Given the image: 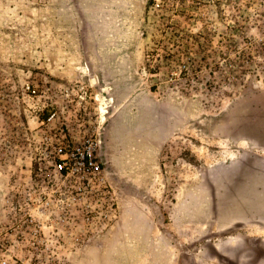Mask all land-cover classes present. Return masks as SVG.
Instances as JSON below:
<instances>
[{
	"label": "rangeland",
	"instance_id": "obj_1",
	"mask_svg": "<svg viewBox=\"0 0 264 264\" xmlns=\"http://www.w3.org/2000/svg\"><path fill=\"white\" fill-rule=\"evenodd\" d=\"M54 111L98 130L118 217L9 264H264V0H0V232Z\"/></svg>",
	"mask_w": 264,
	"mask_h": 264
},
{
	"label": "built area",
	"instance_id": "obj_2",
	"mask_svg": "<svg viewBox=\"0 0 264 264\" xmlns=\"http://www.w3.org/2000/svg\"><path fill=\"white\" fill-rule=\"evenodd\" d=\"M184 69L183 64L179 72ZM25 89L36 93L32 84ZM45 122L60 124L42 136L46 165L41 172L46 189L31 196L24 207L11 209L9 225L0 232V264L10 263L11 256L5 254L18 240L26 241L28 247H48L49 238L50 247L78 248L118 217V197L101 158L98 130L77 139L55 111Z\"/></svg>",
	"mask_w": 264,
	"mask_h": 264
},
{
	"label": "water",
	"instance_id": "obj_3",
	"mask_svg": "<svg viewBox=\"0 0 264 264\" xmlns=\"http://www.w3.org/2000/svg\"><path fill=\"white\" fill-rule=\"evenodd\" d=\"M93 79H94V77H91V78H90V81L92 82ZM95 79H96V78H95ZM96 82H97V81L92 82V83H93V84H96Z\"/></svg>",
	"mask_w": 264,
	"mask_h": 264
},
{
	"label": "bare ground",
	"instance_id": "obj_4",
	"mask_svg": "<svg viewBox=\"0 0 264 264\" xmlns=\"http://www.w3.org/2000/svg\"><path fill=\"white\" fill-rule=\"evenodd\" d=\"M95 81H97V80H96L95 77H94V79L92 80V82H95Z\"/></svg>",
	"mask_w": 264,
	"mask_h": 264
}]
</instances>
